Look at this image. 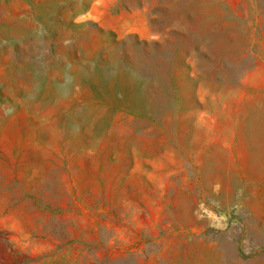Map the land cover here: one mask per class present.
<instances>
[{"label":"rangeland","instance_id":"rangeland-1","mask_svg":"<svg viewBox=\"0 0 264 264\" xmlns=\"http://www.w3.org/2000/svg\"><path fill=\"white\" fill-rule=\"evenodd\" d=\"M0 264H264V0H0Z\"/></svg>","mask_w":264,"mask_h":264}]
</instances>
